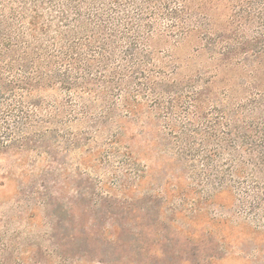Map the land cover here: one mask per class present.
Masks as SVG:
<instances>
[{
  "label": "trees",
  "instance_id": "obj_1",
  "mask_svg": "<svg viewBox=\"0 0 264 264\" xmlns=\"http://www.w3.org/2000/svg\"><path fill=\"white\" fill-rule=\"evenodd\" d=\"M77 150L264 213V0H0V154Z\"/></svg>",
  "mask_w": 264,
  "mask_h": 264
},
{
  "label": "rangeland",
  "instance_id": "obj_2",
  "mask_svg": "<svg viewBox=\"0 0 264 264\" xmlns=\"http://www.w3.org/2000/svg\"><path fill=\"white\" fill-rule=\"evenodd\" d=\"M87 152L0 154V264H264L262 210L197 199L161 155L142 175Z\"/></svg>",
  "mask_w": 264,
  "mask_h": 264
}]
</instances>
